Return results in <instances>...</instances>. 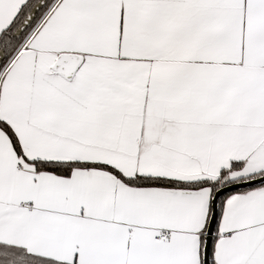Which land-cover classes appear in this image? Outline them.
I'll return each instance as SVG.
<instances>
[{
  "label": "snow or ice",
  "instance_id": "6c2138e0",
  "mask_svg": "<svg viewBox=\"0 0 264 264\" xmlns=\"http://www.w3.org/2000/svg\"><path fill=\"white\" fill-rule=\"evenodd\" d=\"M0 264H264V0H0Z\"/></svg>",
  "mask_w": 264,
  "mask_h": 264
}]
</instances>
